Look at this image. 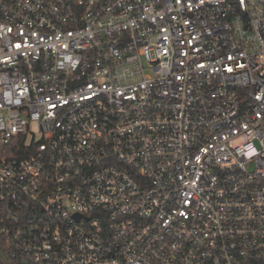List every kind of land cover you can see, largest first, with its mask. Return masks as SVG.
I'll return each instance as SVG.
<instances>
[{
  "label": "built area",
  "instance_id": "obj_1",
  "mask_svg": "<svg viewBox=\"0 0 264 264\" xmlns=\"http://www.w3.org/2000/svg\"><path fill=\"white\" fill-rule=\"evenodd\" d=\"M0 242L264 264V0H0Z\"/></svg>",
  "mask_w": 264,
  "mask_h": 264
},
{
  "label": "trees",
  "instance_id": "obj_2",
  "mask_svg": "<svg viewBox=\"0 0 264 264\" xmlns=\"http://www.w3.org/2000/svg\"><path fill=\"white\" fill-rule=\"evenodd\" d=\"M4 257L8 260V262L10 264H15L9 256L8 251L6 250V248L3 246V244L0 242V264H6V262L4 261Z\"/></svg>",
  "mask_w": 264,
  "mask_h": 264
},
{
  "label": "water",
  "instance_id": "obj_3",
  "mask_svg": "<svg viewBox=\"0 0 264 264\" xmlns=\"http://www.w3.org/2000/svg\"><path fill=\"white\" fill-rule=\"evenodd\" d=\"M4 261L6 262V264H10L5 257H4Z\"/></svg>",
  "mask_w": 264,
  "mask_h": 264
}]
</instances>
